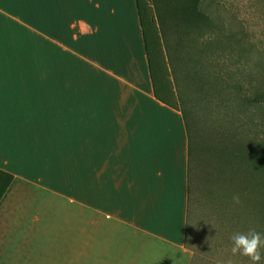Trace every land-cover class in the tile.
<instances>
[{"label": "rangeland", "instance_id": "374dc122", "mask_svg": "<svg viewBox=\"0 0 264 264\" xmlns=\"http://www.w3.org/2000/svg\"><path fill=\"white\" fill-rule=\"evenodd\" d=\"M19 7L0 3V246L73 243L74 138L96 99L88 85V19L76 12L73 52L68 18ZM201 7L220 29L238 32L240 55L231 79L218 78L224 60L207 44L203 18L188 27L183 64L172 59L171 66L164 37L160 43L192 145L185 244L189 264H251L227 249L234 232L264 233V175L253 161V139L264 142V107H253L248 74L256 68L264 86V0H202Z\"/></svg>", "mask_w": 264, "mask_h": 264}, {"label": "crops", "instance_id": "0c3cea01", "mask_svg": "<svg viewBox=\"0 0 264 264\" xmlns=\"http://www.w3.org/2000/svg\"><path fill=\"white\" fill-rule=\"evenodd\" d=\"M9 2L62 13L73 52L85 13L96 99L74 138L73 243L1 245L0 264H189L187 131L181 111L153 96L134 0Z\"/></svg>", "mask_w": 264, "mask_h": 264}, {"label": "trees", "instance_id": "16d2710c", "mask_svg": "<svg viewBox=\"0 0 264 264\" xmlns=\"http://www.w3.org/2000/svg\"><path fill=\"white\" fill-rule=\"evenodd\" d=\"M134 3L141 30L153 96L159 102L173 109L180 110L186 127L185 115L175 103V96L171 90L170 81L165 77L167 74L166 62L161 56L160 48L162 37L165 38L164 52L167 55L169 64L172 66L170 63L172 59L179 60L183 64L185 62L182 59L183 53H186L188 50L187 42L189 39L192 40V33L190 36L188 27L197 26L199 20L203 18L205 20V26L208 28L206 42L214 48V52L217 54L220 53V57L224 60V70L222 72L218 70L216 76L223 79L227 76L231 79L230 77L234 75V70L239 63L238 56L240 53L237 46L238 42L235 41L238 32L227 29L223 31L224 28L220 29L216 23H213L201 11L202 0H134ZM253 14H255L254 7ZM170 35L174 36L172 38L174 41H171V44H174L173 46L169 44ZM172 53H176L178 56L173 57ZM249 70L250 72L248 74L253 76V107L257 106L262 113V108L264 107V86L257 79L259 76L257 69L253 67V71L251 69ZM222 90L225 91L224 88ZM227 93L229 92H224L223 94L225 95ZM261 117L264 118V113L261 114ZM191 149L192 145L187 132V218ZM253 161L256 163L257 174L264 175V142L259 139H253ZM261 251L264 253L263 249ZM260 264H264V260Z\"/></svg>", "mask_w": 264, "mask_h": 264}, {"label": "clouds", "instance_id": "9594fccd", "mask_svg": "<svg viewBox=\"0 0 264 264\" xmlns=\"http://www.w3.org/2000/svg\"><path fill=\"white\" fill-rule=\"evenodd\" d=\"M232 202L239 204L240 195L234 193L232 195ZM230 247L227 249L232 256L247 257L251 264H260L264 260V233L257 231L255 228H249L246 232H234L230 238Z\"/></svg>", "mask_w": 264, "mask_h": 264}]
</instances>
